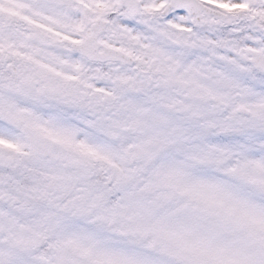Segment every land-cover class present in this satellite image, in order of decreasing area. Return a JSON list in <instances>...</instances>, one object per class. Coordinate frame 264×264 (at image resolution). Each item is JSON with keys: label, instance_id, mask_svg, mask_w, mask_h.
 I'll list each match as a JSON object with an SVG mask.
<instances>
[{"label": "snow or ice", "instance_id": "obj_1", "mask_svg": "<svg viewBox=\"0 0 264 264\" xmlns=\"http://www.w3.org/2000/svg\"><path fill=\"white\" fill-rule=\"evenodd\" d=\"M0 264H264V0H0Z\"/></svg>", "mask_w": 264, "mask_h": 264}]
</instances>
